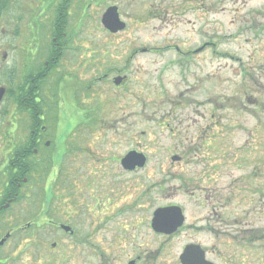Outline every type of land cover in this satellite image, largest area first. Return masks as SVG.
<instances>
[{"label": "flooded vegetation", "instance_id": "1", "mask_svg": "<svg viewBox=\"0 0 264 264\" xmlns=\"http://www.w3.org/2000/svg\"><path fill=\"white\" fill-rule=\"evenodd\" d=\"M58 1L56 36L66 23L62 9L71 5L75 10L82 3ZM97 2L90 0L86 7L93 8ZM118 12L121 18L119 8ZM258 15L264 17V12L259 10ZM261 27L252 53L258 72L264 71ZM108 32L110 40L120 34ZM56 36L44 65L25 73L16 84L11 105L18 116L11 114L9 127H0L8 148L2 154V170H13L0 175V217L21 212L41 217L25 225L2 227L5 234L0 235V242L6 239L0 244V264H264L261 78L248 81L253 87L245 84L239 94L234 126L244 136L242 144L229 143L234 126L223 113L228 109V95L214 104L209 98L208 105L199 110L204 102L182 94L189 112L180 100L175 103L170 98L168 103L176 111L163 112L159 118L158 125L180 139L169 162L159 156L151 164V154L158 155L160 150L149 151L146 146L109 157L100 146L108 128L101 123L106 114L97 86L104 83L114 86L116 95L118 90L124 94L129 91L130 76L126 68L113 64L108 51L99 58L96 52L87 56L84 50L74 52ZM211 45L213 41L205 40L186 52L198 55ZM175 50L181 61L184 50L180 44ZM72 56L77 60L70 66ZM88 72L93 74L87 77ZM44 81L48 85H42ZM6 97L7 88L0 105ZM23 113L29 120L21 118ZM22 119L27 123L21 125ZM131 151L146 156L142 167L126 168L122 160ZM150 170L161 190L169 181L177 182L168 199L149 194L156 184L142 188V180L151 178ZM28 183H32V192L21 193ZM24 200H29L25 209H16L23 207Z\"/></svg>", "mask_w": 264, "mask_h": 264}, {"label": "rangeland", "instance_id": "2", "mask_svg": "<svg viewBox=\"0 0 264 264\" xmlns=\"http://www.w3.org/2000/svg\"><path fill=\"white\" fill-rule=\"evenodd\" d=\"M55 1L14 0L0 17V87L7 88V97L0 105L1 128L9 127V121L12 120L14 107L11 104L16 84L24 78L25 73H31L33 68L44 65L53 48L58 23L55 3H59ZM89 1L81 0L82 3L75 10H72L71 5L62 9L65 12L62 19L66 23L60 30L61 35L57 34L56 37L76 49L74 52L84 50L87 56L96 52V58H99L104 50L108 51L113 54L109 58L113 64L117 68H126L130 76L126 85L129 91L124 94L118 90L116 95L114 86L104 83L97 86L99 96H103L100 103H103L106 114L101 123L108 128L101 135L100 146H103L109 157L122 156L129 149L146 146L145 149L149 151L160 150L158 155L151 154V164L159 156H165L163 160L169 162L170 153L178 150L176 147L180 139L158 124L161 113L171 109L176 111L174 105L168 103L170 98H174L175 103L180 100L185 105V112H189L190 105L182 94L204 102L201 107L198 105L199 110L208 105L209 98L212 97L214 104L215 101H224L221 98L228 95V109H224L223 113H227L230 125L234 126L235 120H238L234 117L238 112L242 86L247 84L253 87L248 81H253L255 76L261 78L260 83H264V71L258 72L261 71L259 65L256 67L252 60L255 34L261 25L260 31L264 33V17L258 15L259 10L264 12V0H97L95 7L87 8ZM111 5L119 8L121 18L127 24L113 40L109 39V32L101 21L107 7ZM67 10L71 13L68 14ZM209 39L215 46L211 45L205 52L198 55L186 52H192L201 42ZM177 44L185 53L181 61L177 59L179 54L174 51ZM143 49L148 50L142 52ZM76 60L70 57L68 65H75ZM90 74L93 72H88L87 77ZM45 84L48 85L46 81L42 85ZM59 95L61 98L64 96ZM15 116L18 114L14 113ZM21 118L29 120L26 113ZM23 119L19 122L21 125L27 123ZM128 125L130 129L125 130ZM53 126L55 128V122ZM237 127L234 126V132L228 135L229 143L236 146L244 141ZM6 145L3 135H0V173L4 167L2 154L6 155L8 149ZM58 148L61 150V146ZM150 173V180H142V188L146 190L156 184L149 194L168 199L177 182L169 181L162 185L161 190V183L155 182L151 170ZM31 184L24 185L21 193H31ZM24 201L23 207L19 205L16 209L26 207L29 200ZM21 214L0 217L1 237L5 234L4 225L21 226L41 220L40 215ZM44 235L42 240H46ZM12 242L15 244L18 239Z\"/></svg>", "mask_w": 264, "mask_h": 264}, {"label": "water", "instance_id": "3", "mask_svg": "<svg viewBox=\"0 0 264 264\" xmlns=\"http://www.w3.org/2000/svg\"><path fill=\"white\" fill-rule=\"evenodd\" d=\"M103 26L109 30L112 33L119 32L126 27V23L121 20L118 8L116 6H111L106 9L104 12L102 19H101ZM6 94V88L0 87V102L4 98ZM147 158L143 153H139L137 151H131L129 152L124 158L123 162L125 163L126 168L134 169L136 167H142ZM6 238H4L0 244H2L5 241Z\"/></svg>", "mask_w": 264, "mask_h": 264}, {"label": "trees", "instance_id": "4", "mask_svg": "<svg viewBox=\"0 0 264 264\" xmlns=\"http://www.w3.org/2000/svg\"><path fill=\"white\" fill-rule=\"evenodd\" d=\"M14 0H0V17L2 15V13L8 8V6L13 2ZM28 107V106H27ZM12 161V160H11ZM19 166V163H18ZM9 168V169H8ZM6 167L5 170H3V172H9L10 174L13 173V170L10 169V167ZM3 172L0 173V175L3 174ZM28 176V175H27ZM3 179V177H1ZM1 179V180H2Z\"/></svg>", "mask_w": 264, "mask_h": 264}]
</instances>
